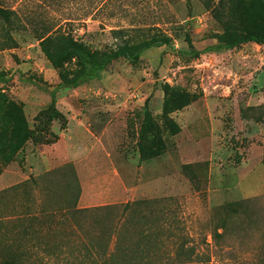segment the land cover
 Masks as SVG:
<instances>
[{"label":"rangeland","instance_id":"1","mask_svg":"<svg viewBox=\"0 0 264 264\" xmlns=\"http://www.w3.org/2000/svg\"><path fill=\"white\" fill-rule=\"evenodd\" d=\"M0 2L18 7L21 17L43 9L42 0ZM109 11L113 19H100ZM57 14L52 5L48 15ZM128 24L157 28L178 53L160 47L135 64L120 58L99 80L56 92L64 122L49 121L45 112L43 90L56 86V72L29 32H11L14 46L0 51V192L8 193L0 198V215L13 203L21 214L36 215L32 253L43 264H80L86 249L101 251L98 232L132 203L140 204L127 211L129 233L118 249L135 253L143 229L150 264H170L165 257L181 241L189 264H264L263 48L246 43L196 58L179 53L188 50L186 41L196 50L214 45L222 32L201 0H111L101 14L63 29L101 57L145 38L137 27L120 37L110 33ZM164 85L193 97L168 115L176 134L161 116ZM145 111L164 144L152 159L137 150ZM23 182L13 196L9 190ZM74 199L75 208L88 211L51 216ZM2 226L8 235L10 225ZM115 239L107 252L117 251Z\"/></svg>","mask_w":264,"mask_h":264},{"label":"trees","instance_id":"2","mask_svg":"<svg viewBox=\"0 0 264 264\" xmlns=\"http://www.w3.org/2000/svg\"><path fill=\"white\" fill-rule=\"evenodd\" d=\"M110 3L111 0H80V3L78 0H42V11L38 13L32 12V14L29 12V14L22 15V18L17 10L19 9L18 7L4 6L0 2V27L4 34L3 40L0 41V51L14 46L11 32L27 31L37 44L44 59L57 74L58 83L56 86L52 90H43L49 97V103L45 110L49 121L64 122L62 116L55 109L56 92L75 89L88 81L99 80L106 67L112 61L122 58L129 64H135L145 51L160 47H164L172 53L177 52L171 45L170 39L153 26L146 28L145 25L128 24L126 29L113 27L110 33L115 37L122 36L126 30L133 27H137L139 30L147 32V34L144 33L146 35L145 38L135 43L121 44L101 57H96L90 53L76 38L64 31L63 28L70 25L73 21H84L87 18L101 14L103 10L108 8ZM201 4L209 12L211 18L221 26L222 32L214 35L216 40L214 45L206 46L202 50H196L189 41H186L188 50L180 51L179 53L196 58L201 54L228 51L246 43H254L262 47L264 51L263 0H201ZM52 5L56 6V13L59 16L48 15ZM102 15L100 19L103 20L115 17L111 11ZM119 17L124 18L126 15ZM3 77L4 75L0 73V82ZM2 101L3 99L0 96V103ZM191 101H193V97L185 92L175 91L167 85L162 87L161 116L164 125L171 134H176L178 128L168 115L187 106ZM262 108V123L264 127V105ZM137 150L142 159L155 158L164 150L160 130L153 123L147 111L144 112L140 126ZM46 176L47 174L44 178ZM30 181L31 184H35L36 179H31ZM26 184L25 182L18 184L9 191L13 196L17 195V190L22 185L26 186ZM7 194V191L0 192V198L5 197ZM75 204L76 199L71 204L51 212V216L59 214L71 219L75 215L88 211V209L75 208ZM138 204L140 203L125 204L122 207L121 213L113 221V224L109 223L107 228L105 227L98 232L104 234L103 237H97L99 246L95 244L101 251L95 250L94 246L91 249H86V253L79 260L80 264H133L134 262H137V264H150V256L143 250L149 234L143 229L140 231L141 238L139 243L135 244V253H133L134 251H131V253L126 247V249H118L120 236L129 233L131 222L126 217L127 211ZM100 209L106 211L110 207ZM9 210L5 215H0V228L3 227L2 225H10L11 227L8 235L0 233V264H43L42 260L38 259L35 253H32V249L35 246L31 234L34 230L32 226L35 225L33 222H37L36 215L29 212L21 214L17 211L15 203ZM25 223L28 225L25 226ZM93 224L99 227L100 221H95ZM71 227L74 229L81 228L79 224ZM112 235H116L114 246L117 251L107 252L106 245ZM167 237L169 239L170 235L168 234ZM184 247L185 242L181 241L177 244L174 254L166 256L165 260L170 264H189L190 253H186Z\"/></svg>","mask_w":264,"mask_h":264}]
</instances>
